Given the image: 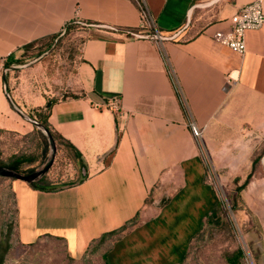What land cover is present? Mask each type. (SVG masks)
I'll list each match as a JSON object with an SVG mask.
<instances>
[{
	"label": "crops",
	"instance_id": "obj_1",
	"mask_svg": "<svg viewBox=\"0 0 264 264\" xmlns=\"http://www.w3.org/2000/svg\"><path fill=\"white\" fill-rule=\"evenodd\" d=\"M252 1L0 0L2 130L25 128L4 93V62L68 25L86 26L66 97L10 92L22 112L48 110L86 176L55 191L12 180L19 245L54 239L78 259L137 217L105 242L106 264L185 260L216 204L202 152L215 168L246 167V177L264 141V26L246 33L243 56L213 38ZM113 98L118 112L106 106Z\"/></svg>",
	"mask_w": 264,
	"mask_h": 264
},
{
	"label": "rangeland",
	"instance_id": "obj_2",
	"mask_svg": "<svg viewBox=\"0 0 264 264\" xmlns=\"http://www.w3.org/2000/svg\"><path fill=\"white\" fill-rule=\"evenodd\" d=\"M85 28V25L73 24L60 36L23 49L20 63L13 65L18 68L5 74L9 93L17 90L23 99L41 96L55 101L66 97L64 88L77 60L78 46L86 37ZM23 112L38 123L42 121L43 111ZM21 120L25 125L23 131L0 130V164L19 158L24 161L19 170L33 173L47 162L50 145L41 130ZM55 138L53 164L34 183L41 181L58 190L78 182L83 169L80 171L74 152L66 143L58 136ZM256 148L252 160L258 158V161L250 182L241 191L237 188L243 184L247 168H215L202 152L206 181L213 190L216 204L181 264H264V141H259ZM237 173L242 177L236 178ZM11 182L12 179L0 177V253L7 248L3 264H106L105 244L91 246L78 259L70 257L63 244L54 239H43L30 247L19 245ZM239 249L243 256L231 263Z\"/></svg>",
	"mask_w": 264,
	"mask_h": 264
},
{
	"label": "built area",
	"instance_id": "obj_3",
	"mask_svg": "<svg viewBox=\"0 0 264 264\" xmlns=\"http://www.w3.org/2000/svg\"><path fill=\"white\" fill-rule=\"evenodd\" d=\"M142 25H151L147 15L144 14ZM264 26V13L261 0H255L239 8L230 18L229 27L225 31H217L214 40L229 48L233 53L243 56L246 52L245 35L249 31H256ZM65 31V29H64ZM62 31V32H64ZM154 38H159L157 34ZM118 99H109L106 106L114 111H120ZM193 134L199 136L200 133L192 127Z\"/></svg>",
	"mask_w": 264,
	"mask_h": 264
},
{
	"label": "trees",
	"instance_id": "obj_4",
	"mask_svg": "<svg viewBox=\"0 0 264 264\" xmlns=\"http://www.w3.org/2000/svg\"><path fill=\"white\" fill-rule=\"evenodd\" d=\"M71 25H68V27L67 28H69ZM66 28V29H67ZM54 38H56V37H54ZM53 38V39H54ZM51 40V39H50ZM31 45H28V46H26L24 49H26V48H28V47H30ZM20 63V60L19 59H17V60H14L13 58L12 59H10V60H8V61H6V62H4V65H3V67L2 68H8V67H11V66H13L14 64H19ZM51 102V101H50ZM53 102V101H52ZM44 112L43 113V115H40L41 117H42V121L40 122L48 131H49V133H50V135L52 136V138L55 140L56 138H55V136H58V137H60L65 143H66V145L74 152V155H75V157H76V159H77V162H78V165H79V169H80V171L84 168L83 167V162H82V160H81V156H80V153L68 142V141H66V140H64L59 134H57L52 128H51V126H50V124L48 123V110L46 109V110H44L43 108H41L39 111H37V112ZM39 114H41V113H39ZM0 130H2V129H0ZM11 132H13V131H11ZM257 161H258V158H255L254 160H253V162H252V171H251V173H249L246 177H245V179H244V182H243V184L242 185H240L238 188H237V190H239V191H241V190H243L247 185H248V183L250 182V179H251V177H252V174H253V171H254V169H255V165H256V163H257ZM24 161H22V159H19V158H17V159H14L12 162H10L9 164H0V167H6V168H9V169H12V170H14V171H17V172H19L20 170V166H21V164L23 163ZM21 172V171H20ZM19 172V173H20ZM32 171L30 170L28 173H23V172H21V174H24V175H28V174H30ZM82 173H83V170H82ZM86 176H85V174L83 173L82 174V177L80 178V180L78 181V182H76V183H74V184H71V185H69V186H74V185H76L77 183H80V182H82L83 180H84V178H85ZM236 178H238V177H236ZM240 179V178H239ZM238 179V180H239ZM240 181V180H239ZM30 186H32L33 188H36V189H39V190H47V191H55V189H53V188H51V187H49L48 185H46V184H42V182L40 181V182H37V183H32V184H30ZM69 186H67V187H69ZM59 190V189H58ZM138 221V218L136 217V218H134L133 220H131V221H129L128 223H127V225H125L124 227H122V228H120V229H118V230H115V231H112V232H110V233H107V234H104L102 237H101V239L96 243V244H105V242L108 240V239H110L111 237H113L114 235H118V234H120L126 227H130V226H132V225H134L136 222ZM93 246V245H92ZM91 247V246H90ZM6 251H7V248H4L2 251H1V253H0V264H3V259H4V255H5V253H6ZM187 256V255H186ZM237 256V257H236ZM236 256H234V257H232L231 259H232V261H231V263L233 262V263H235L237 260H236V258H238V257H241V256H243V252H242V250L241 249H239L238 251H237V255ZM231 259H229V260H231ZM235 261H234V260ZM104 261H105V255H104ZM105 263H106V261H105Z\"/></svg>",
	"mask_w": 264,
	"mask_h": 264
},
{
	"label": "water",
	"instance_id": "obj_5",
	"mask_svg": "<svg viewBox=\"0 0 264 264\" xmlns=\"http://www.w3.org/2000/svg\"><path fill=\"white\" fill-rule=\"evenodd\" d=\"M17 68H5L2 71L3 82H4V93H5L6 99L8 100L11 108L18 114V116L20 118H22L23 120L32 124L33 126H35L36 128H38L39 130H41L43 132V134L46 136V138L49 142V145H50V155H49L47 162L40 169L34 171L31 174L24 175V174H21L17 171L12 170V169H9L6 167H0V177L9 178L12 180H20V181H24L28 184H32V183L40 180L47 173L49 168L52 166L53 161H54V157H55L56 148H55L54 140H53L52 136L50 135L49 131L41 123L34 121L30 117H28L24 112H22L14 104V102L11 99L10 93L7 89L5 74L7 73V71H10L11 69H17ZM49 106H50V103L47 104V108Z\"/></svg>",
	"mask_w": 264,
	"mask_h": 264
},
{
	"label": "bare ground",
	"instance_id": "obj_6",
	"mask_svg": "<svg viewBox=\"0 0 264 264\" xmlns=\"http://www.w3.org/2000/svg\"><path fill=\"white\" fill-rule=\"evenodd\" d=\"M263 164H264V161H263Z\"/></svg>",
	"mask_w": 264,
	"mask_h": 264
}]
</instances>
